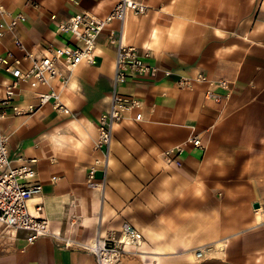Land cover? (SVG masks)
<instances>
[{
  "label": "crops",
  "instance_id": "0c3cea01",
  "mask_svg": "<svg viewBox=\"0 0 264 264\" xmlns=\"http://www.w3.org/2000/svg\"><path fill=\"white\" fill-rule=\"evenodd\" d=\"M134 1L145 10L125 12L121 43L146 53L158 71L116 86L138 107L112 124L104 176L98 167L93 176L101 190L85 179L99 157L93 144L99 114L109 106L115 50L107 35L115 36L117 22L95 37L91 64L63 72V84L50 81L68 113L45 103L0 119L8 156L35 159L40 192L27 200V211L57 234L26 244L23 233L9 236L0 226V264H95L77 244L122 224L141 238L124 246L118 264H264V0ZM115 2L0 0V6L24 14L14 34L36 52L63 42L55 22L79 10L103 18ZM10 38H1L0 52L12 49ZM196 73L226 80L230 97L212 103L202 97L203 85L174 87L177 76ZM18 94L19 107L35 102L28 88ZM191 135L198 147L186 142Z\"/></svg>",
  "mask_w": 264,
  "mask_h": 264
},
{
  "label": "built area",
  "instance_id": "2783aa9c",
  "mask_svg": "<svg viewBox=\"0 0 264 264\" xmlns=\"http://www.w3.org/2000/svg\"><path fill=\"white\" fill-rule=\"evenodd\" d=\"M145 6L134 0H116L109 12L103 18H97L87 11L79 10L71 14L65 21L55 22L53 32L63 36L59 45L45 44L39 51L25 49L14 31L18 24L25 22L21 12H5L0 6V40L6 34L11 35L12 49L0 52V119L7 116H20L31 113L45 103L63 114L68 110L58 101V95L51 80L63 84L67 75L81 62L91 64L95 37L103 30L106 23L117 22L115 36L110 31L107 35L109 42L115 43L109 106L105 112L99 114L97 135L93 150L99 153L98 158L92 160L88 167L85 184L101 190L102 184L94 181V172L100 168L104 176L108 158V144L113 122L120 118L123 110L138 107V102L132 98L122 96L116 92V86L132 75L154 76L157 66L146 62V53H140L134 45L121 43V22L125 12L140 14ZM50 20L54 15L49 16ZM164 76L171 75L170 71H162ZM194 84L203 85L202 97L212 103L227 100L231 95L230 85L224 79L210 80L201 73L192 77L179 75L174 80V87L189 89ZM43 88L39 90V88ZM23 88L31 91L35 102L27 103L24 107L15 104L18 92ZM133 120H140V113L133 115ZM186 142L198 147L199 141L191 135ZM6 139L0 135V226L5 234L12 236L16 232L23 233L26 244L34 242L40 236L57 237L48 230L47 222L43 218L31 216L26 208V202L40 192V185L36 180L34 169L35 159L20 155L8 156ZM141 234L132 226L122 224L120 230L109 231L105 238L99 239L95 232L87 244L77 246L91 253L95 264H118L126 252L125 245H136ZM71 241L63 240V247H68ZM198 255V252H196Z\"/></svg>",
  "mask_w": 264,
  "mask_h": 264
},
{
  "label": "water",
  "instance_id": "95a60500",
  "mask_svg": "<svg viewBox=\"0 0 264 264\" xmlns=\"http://www.w3.org/2000/svg\"><path fill=\"white\" fill-rule=\"evenodd\" d=\"M253 207H254V208H256V207H257V205H256V204H253Z\"/></svg>",
  "mask_w": 264,
  "mask_h": 264
}]
</instances>
